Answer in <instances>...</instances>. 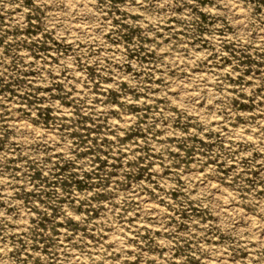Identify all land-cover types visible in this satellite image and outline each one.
Listing matches in <instances>:
<instances>
[{"label": "rangeland", "instance_id": "obj_1", "mask_svg": "<svg viewBox=\"0 0 264 264\" xmlns=\"http://www.w3.org/2000/svg\"><path fill=\"white\" fill-rule=\"evenodd\" d=\"M0 264H264V0H0Z\"/></svg>", "mask_w": 264, "mask_h": 264}, {"label": "bare ground", "instance_id": "obj_2", "mask_svg": "<svg viewBox=\"0 0 264 264\" xmlns=\"http://www.w3.org/2000/svg\"><path fill=\"white\" fill-rule=\"evenodd\" d=\"M238 11H239V9H238Z\"/></svg>", "mask_w": 264, "mask_h": 264}]
</instances>
